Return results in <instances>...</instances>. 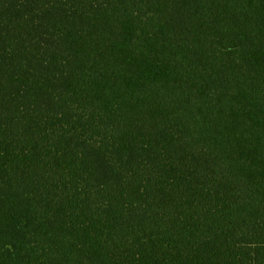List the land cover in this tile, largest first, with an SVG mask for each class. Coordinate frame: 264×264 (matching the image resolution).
Segmentation results:
<instances>
[{"label": "trees", "instance_id": "trees-1", "mask_svg": "<svg viewBox=\"0 0 264 264\" xmlns=\"http://www.w3.org/2000/svg\"><path fill=\"white\" fill-rule=\"evenodd\" d=\"M0 264H264V0H0Z\"/></svg>", "mask_w": 264, "mask_h": 264}]
</instances>
